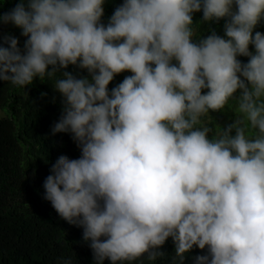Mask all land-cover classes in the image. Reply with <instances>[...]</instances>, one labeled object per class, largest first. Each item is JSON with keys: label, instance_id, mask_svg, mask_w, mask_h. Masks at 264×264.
<instances>
[{"label": "clouds", "instance_id": "9594fccd", "mask_svg": "<svg viewBox=\"0 0 264 264\" xmlns=\"http://www.w3.org/2000/svg\"><path fill=\"white\" fill-rule=\"evenodd\" d=\"M7 2L0 29L26 39L0 31V82L59 74L51 133L80 154L55 160L43 198L95 264H184L194 247L193 264H264V0H122L106 22L109 0ZM230 102L235 119L202 123Z\"/></svg>", "mask_w": 264, "mask_h": 264}, {"label": "trees", "instance_id": "16d2710c", "mask_svg": "<svg viewBox=\"0 0 264 264\" xmlns=\"http://www.w3.org/2000/svg\"><path fill=\"white\" fill-rule=\"evenodd\" d=\"M16 2L5 3L3 11H9ZM121 2L109 0L105 4V22ZM201 16L196 13L194 20ZM222 23L217 25L219 34ZM194 27V39L208 30L199 20ZM256 30L264 33V23ZM0 31L17 37L23 47L26 38L20 35V29L9 24ZM239 59L247 62L246 57ZM68 70L87 75L73 66ZM126 75L130 73L116 76L109 88ZM58 78L59 74L34 79L26 88L0 82V264H62L65 259H71L72 264H95L91 249L82 240V229L63 221L43 198V181L55 160L60 155L77 158L80 154L69 134L51 133L62 111V97L54 90ZM237 116L235 103L230 102L223 112H210L201 121L216 130L219 124L225 125ZM161 250L172 254V240ZM200 254L204 253L194 247L184 264H193L192 258ZM104 264L110 262L106 259ZM144 264H170V256L153 262L145 260Z\"/></svg>", "mask_w": 264, "mask_h": 264}, {"label": "rangeland", "instance_id": "374dc122", "mask_svg": "<svg viewBox=\"0 0 264 264\" xmlns=\"http://www.w3.org/2000/svg\"><path fill=\"white\" fill-rule=\"evenodd\" d=\"M2 113H1V111H0V115H1Z\"/></svg>", "mask_w": 264, "mask_h": 264}]
</instances>
